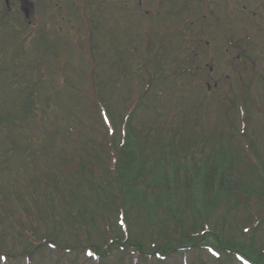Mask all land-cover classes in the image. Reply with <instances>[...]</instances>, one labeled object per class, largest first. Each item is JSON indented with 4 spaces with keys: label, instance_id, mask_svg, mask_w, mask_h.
<instances>
[{
    "label": "rangeland",
    "instance_id": "374dc122",
    "mask_svg": "<svg viewBox=\"0 0 264 264\" xmlns=\"http://www.w3.org/2000/svg\"><path fill=\"white\" fill-rule=\"evenodd\" d=\"M175 1L180 5L187 0ZM188 1L190 2V0ZM59 2H61L60 7L62 10L58 11L47 6L45 7L46 11L34 15L32 18L36 30L41 31L39 37H35L37 40L34 44L48 45L47 48L39 45L41 50H46V54L45 51L25 54L22 59L25 67L18 71L20 77L17 79L13 78V72L6 69L9 64H6V58L0 55V85L5 83L12 86V91H14L15 88L20 87L16 86L18 81L27 87L29 83L38 80L39 72H33L39 70L37 69L38 65L34 67L32 65L38 62L36 56H31L35 54L46 57L44 58L46 63L43 65L46 72L42 78L46 84L48 83L45 88L39 89L37 95L29 98L33 103L31 109L23 107L22 110H19L21 112L19 118H14L9 127L4 126L2 128L3 136L1 135V137L3 138L0 141V236L3 235L4 241L2 244L0 243V246L5 253L10 254L11 261L0 259V264H241L236 261L235 256L228 257L224 252H221L219 257L213 256L209 249L211 247L210 243L195 244L191 240V236L201 234L203 231L206 232L203 225L206 221H203V218L195 221V211H193L192 206L194 205L202 211V217L205 215L208 217L209 215L205 197L201 199L196 192L191 196L180 193L179 199L171 198L170 201L178 204L180 200L181 203V210L175 220L163 208L165 202L155 203L150 209L146 204L139 205L133 199L124 205L125 216L124 211L121 209V200L110 192L116 187L119 180L118 174L120 172L114 166V151L118 146L120 147L122 135L120 123L118 124V131H116V134H119L113 144L106 137L98 142L99 146L97 145L96 148L91 145L90 149L95 152V160L90 156L87 157L81 147L75 143L71 132H68L67 129L58 128L63 129L68 137L67 143L70 147L67 148L69 153L77 147L85 160L92 159L91 166L80 164L78 166L74 161L68 162L62 156L63 147L49 140L51 133L46 130L48 123L42 121L53 116L54 118L50 124L54 126L92 129L95 136H101V131L95 130L93 126L97 125L100 129L102 125L94 119L83 116L84 112L78 115L75 108L81 106L80 98L76 99V94L67 92L65 88H71L75 91L74 84L70 83V81H74L76 82V88L84 86L90 89L82 78L89 73V70L94 69L96 74L98 72L99 75L98 78L96 77L97 81L102 80L104 74L110 75L113 72L117 73V77L109 78L105 83L100 84L101 87L91 84L92 92L98 94L100 90H104L108 93H114L123 88L119 84L120 75L126 72L132 73L130 78L125 79L124 88L116 92L114 100L110 104L115 109H111V112L115 115L118 110H121L120 106L124 98L127 97L129 89L134 95L145 90V82L149 81V75L143 71L140 74V69H138L140 67L139 57L143 58L145 55L143 56L139 45L135 41L146 44L152 40V33L154 32L151 23L146 24L148 22L146 20H143L142 25L139 21H135L134 28L136 31L130 29V18H126L128 15L117 17L115 13L118 12L115 10L117 4L112 3L110 0V3L106 4L105 7L114 12L111 11L101 18L100 40L104 35L108 37L109 34L110 36L106 42L118 41L121 37L127 38L129 41H123L122 48L128 46L129 54L124 56L123 52L118 51V49H122L121 44H118L117 47L114 44L103 48L104 42H100L96 37L98 41H95L98 42V46L100 45L99 57L102 58H96L94 55L92 61L89 57L85 60L81 47L75 42V39H84V36L73 31L67 25H63L61 28L62 18L69 13V11L65 12V9H68L67 6L72 3V0H59ZM85 2L90 3L91 7L97 6V10L101 8L100 3L83 0V3ZM235 2H238V4ZM56 3L54 0L51 1V7H54ZM190 3V9L184 13L185 18L190 21L195 20L192 28L187 30L189 49H193V46L196 45L195 42H192L195 39H205L211 42L209 20L203 22L202 14H198L204 9L205 4L209 6V9L205 11L207 16L210 15L211 9V12H214L222 25H227V22L233 19L234 27L228 26L233 30V37L235 38L236 33V37H244L245 34L250 35V42L255 45V47H252L259 49L260 53H264V0H234L231 4H228L226 0H192ZM158 5L165 8L164 13L168 19L175 21L173 30H176V34L172 37L173 40L183 41L182 23L179 24V19L173 15L169 1L143 0L142 8L145 9L144 13L147 11L156 15L152 22L155 23L158 19L159 9L156 8ZM238 5L239 7L235 8ZM0 13L2 12L0 11ZM86 13L94 18V11L87 10ZM129 13H133L139 18L144 14L135 11ZM11 21L15 23L17 30L21 33L13 31V24L6 25ZM4 22L6 24H0V51L3 45H11L14 51L9 56L15 57L14 54L21 48L22 40L29 31L25 28L19 16L14 17V19L5 16ZM76 22L80 27H83L80 15L76 17ZM157 24L155 23L156 32L161 33L159 31L162 27ZM201 25H204V27ZM187 28L189 27L187 26ZM244 28L245 31H243ZM195 31L198 35L194 39ZM136 32L138 33L137 36ZM166 37L169 36L163 38ZM217 37H219L218 34ZM46 39H48V42ZM154 39L158 41L159 37L155 35ZM79 41L84 47L83 42ZM212 41H214L212 47H203L202 56L204 64L210 62L209 66H212L214 77L212 81L211 79L209 81L207 70L202 67L203 64L198 66L200 69L203 68L200 73L201 84L195 82V80H199L198 77H195L194 80H190L187 76L178 78L172 70L178 63L182 62V59L176 57V51L174 52L175 56L168 55L163 61L165 62L167 59L169 61L164 63L163 68L158 71L156 86L150 89L148 96L151 97L145 100L146 106L138 107L133 113L132 131L135 132L136 138H138L136 146L141 148L144 147V144L153 142V138L156 137V128L159 127V136L165 137L162 144L166 146L171 139L165 129L170 128L169 132L171 134L178 133L183 123H185V128L190 132H184L182 128L179 136L172 142L181 141L190 146L189 138H192V130L196 131L200 140H204L208 132H211V143L208 146L216 151V149H219L220 143L213 141V138L216 139L218 133L222 130L224 137H219V140L229 139L228 135L232 125L237 130V136H235V133L230 140L234 144H242L241 149H237L238 158L240 159L238 166L244 172L245 188L250 189L251 197L247 201L248 203L242 202L240 206H238L237 201L228 203L227 199L222 200L220 205H213L209 223L206 222V224L208 229L221 238L224 244L238 242L242 247L245 246V249L249 248L246 246L245 237H250L252 234L250 247L257 252H261L264 251V182L257 172H254L248 160L250 152L247 147L251 145L247 136L254 144L256 155L264 163V113L251 106L246 108L251 113L246 112L245 122L247 126L244 129L240 112L237 113V117L232 113H226L225 115V110L221 113L219 97L222 98L224 95L222 90L219 89L212 96L207 94L208 88L211 89L210 85L217 80V76L228 73L226 69L227 59L223 55L228 41L222 38V46L218 45L216 40ZM49 42L52 43L49 45ZM31 43L32 39H28L24 47L31 49ZM180 48L181 46L177 48V52L180 51ZM142 49L145 50V47H142ZM182 51L185 52V49H182ZM135 53L140 54V56H134L135 58H132L130 63V55ZM211 54L213 55V65L211 64ZM86 55L88 56V52ZM232 55L234 57L238 56L236 51H233ZM53 57H56L63 64L66 63L70 68L67 66H61L63 69L61 67L52 68L57 65ZM124 58H126L125 65ZM93 59L96 61V67L93 65ZM101 59L104 65H101ZM112 59L114 60L115 70L108 67L109 61ZM67 68L69 72L60 74V71H68ZM247 68L250 71V67L247 66ZM49 69V73H52L55 77L52 84L48 80L47 71ZM164 69L171 75L167 80H165L164 75L169 74L167 72V74L163 73ZM179 69L182 70L181 67ZM259 73L264 76L261 66L259 67ZM229 75L228 80L232 84L233 93L237 94L238 97H242L241 90L236 86L234 73L231 72ZM115 79H117L116 88L113 86ZM59 80H64L67 84L59 87L57 85ZM220 82L221 85L225 83H223V79ZM250 94L257 101L259 108L264 110L261 100L264 87L257 82H253L250 85ZM23 98L25 99L26 96H23ZM71 99L78 100V105L74 106L73 102L69 104ZM42 101L43 104L48 101V106L52 102L53 104L50 109L47 107L42 110L40 109L44 107ZM10 102L11 99L0 97V116L5 115L6 111L9 110L6 105ZM3 103L5 104L3 105ZM25 105L29 106L30 102ZM33 110L36 112H32ZM56 113L59 118L55 115ZM121 113L123 114V112ZM37 114L40 115L39 118H36ZM178 116L186 120L184 122L180 120L173 122L172 119L175 117L179 119ZM80 121L85 126L82 127ZM243 131H246L247 136ZM159 136L157 140H159ZM14 144L19 147L15 151ZM82 146L86 147V145ZM144 155L147 156L148 153H144ZM158 155H161V153H158ZM70 166H76L83 173H90L87 172V168L91 167L95 175L102 177L109 184L106 183V188L103 185L96 194L85 195L83 194V188L79 189L78 187L82 179L77 178ZM119 166L124 168L122 162ZM63 172H66L65 179H62ZM38 175H43L47 180L39 181L37 179ZM52 176L55 177L52 178ZM88 179L93 178L87 175ZM74 180H76L75 185ZM139 191L136 192V195L141 198L143 195ZM210 195L211 192L209 191L208 197H211ZM188 199H191L192 203H189L187 208ZM68 207L69 209L73 208L71 214L74 216L69 214ZM121 214H123L124 219ZM50 216L54 218L53 221ZM179 217L182 220V226L177 229ZM123 220L127 228L122 225ZM49 224L59 235V240L53 246H56V249H52L50 243L44 244ZM107 231L111 234V239L114 240V243H111L108 247L107 243L110 241V237L107 236ZM170 232L181 238L171 240L169 236L173 235ZM30 236L35 237L36 240L30 242ZM188 238L190 244L181 245L183 241L187 242L186 239ZM123 241L130 242L134 248L118 245L119 242L123 243ZM38 244L43 245L35 247ZM135 246L139 248L136 249ZM94 247H98V253L101 254V256L98 255V258L94 257L90 251H97ZM2 249L0 248V253L4 255Z\"/></svg>",
    "mask_w": 264,
    "mask_h": 264
},
{
    "label": "trees",
    "instance_id": "16d2710c",
    "mask_svg": "<svg viewBox=\"0 0 264 264\" xmlns=\"http://www.w3.org/2000/svg\"><path fill=\"white\" fill-rule=\"evenodd\" d=\"M217 19L218 18L215 19V25V21L212 23V34H216L217 32L221 38L227 39L229 43L232 42V45L234 44V50L236 51V53L240 56L243 55L242 60L239 62L240 64H243V59H251L252 61L250 67L254 73L256 69L255 62L258 61V55L249 50V47L247 46L249 44H246L244 39L233 38V30L231 27L218 25L219 20ZM92 34H94V31L92 32L89 30L90 37H92ZM248 40L250 41L249 36L247 42ZM93 46L96 47V45L92 44V47L89 50L92 51ZM149 56L150 69L147 64L144 65L143 58H139L140 64L144 65V68L147 70L150 78L149 81L145 82V90L143 92L139 93L138 95H133L132 93L130 99L126 100L124 103V116L120 118V129L122 134L121 143L120 147L118 146V148L114 151V166L120 173L118 174L119 180L117 181L118 183L116 184V187L110 192H112L113 196L121 200V209L124 211L125 216L126 211L124 209V205L126 203L128 204L133 199L139 205L146 204V206H148L150 209L155 205V203L165 202L163 204V208L166 209L171 218L175 220L178 217V212L181 210V207L174 201L170 200L171 198L178 197L177 194L173 193V191L175 190L174 186L176 184L177 176L180 177L182 183H186L188 177L191 178V182L194 184V186H199L200 192H203L204 188L205 192L206 188L211 183V187H214V201L218 200L220 196L237 197L238 195L242 201L247 202L250 198V192L245 188L243 175L238 173V170L235 166L228 165V161L232 162V156L230 154H226L225 158L216 157L214 160H211V167L208 168L195 169L189 167L188 169H182L181 163L183 158L175 157L174 155H172L174 154V152L170 149L166 151L164 149L162 151L161 157H158V149L153 148L151 151H149L150 155L148 157H145L144 155H142L143 151L141 149H139L138 151L135 148L136 134L132 131L131 127L133 113L139 106H146L145 100L151 97L148 96L149 91L150 88L154 87V81L156 82L155 75L162 68V63L159 62V56L157 57L156 55L154 58H152L151 51H149ZM89 79L91 80V82L92 80H94L93 72L91 73ZM45 84L46 83L44 79L40 78L39 81L34 83L35 92L38 91V86H45ZM91 97H93L96 101H93ZM107 97L108 96H105V98ZM79 98L81 106H77L78 104L75 105L77 106L75 108L76 113L78 112V115H80L81 112H84L85 114L83 116L88 117V119H94L98 124H101L102 127L107 130H104L105 133H103L102 136H108L109 140L112 141L111 144H113L115 141V137H117L119 133L116 134V131H118L117 117L110 111V105L108 104V102L100 97L99 94L93 92H91V94L87 93L84 97L76 94V99ZM85 100L88 105H82V102H84ZM76 101L79 102L78 100ZM32 106L33 103L30 104L31 108ZM18 107L19 106H15L13 110H7L6 114L3 115L5 117L0 116V141L3 138L1 137V135L3 136L2 128L4 127V125L10 126L12 124V119L19 118L21 112H19L20 109ZM40 109H45V105ZM32 112L36 111L33 110ZM55 115L57 116V118H59L57 113ZM39 117L40 115L37 114L36 118ZM42 122L48 123L46 126V130L50 131L51 133V137H49V140L63 147L62 156L65 160H68V162L74 161L78 166L79 164L89 165V162H91V160L89 158L88 160H85L84 157L79 153L77 147H75L72 152L69 153L67 148L70 147L67 143L68 137L65 135L63 130H66L65 127H59L50 124L51 119L49 117L47 120H44ZM93 128L100 130L97 125H94ZM67 131L69 132V130ZM79 134L80 138H75V143H77L81 147V149L86 153L87 157H91L92 151L90 150V152H88V148L90 147L89 143L94 142L93 131L80 129ZM229 143L230 142H226V144L224 145V141H222V148L228 149ZM82 145H86V147ZM160 145L161 144H156V147H154L158 148L160 147ZM13 147L14 150L19 148L17 144H14ZM233 150L236 149L233 148ZM121 162L123 163L125 169L119 166ZM73 169L75 170L78 177H81L82 179V182L78 184V187L79 189L83 188V194L85 195H89L90 193L92 195L94 193L96 194L100 191L103 185V187L106 188V183L109 184L108 181L106 182L102 177L98 176L97 174L95 175L91 167L87 168V172H90L91 174L81 172L76 166H73ZM187 172H189V174H187ZM87 175L92 176L93 179L87 180ZM64 176L65 175L63 174L62 177ZM53 177L55 176H52V178ZM260 177L264 182L263 168L260 169ZM38 179L39 181L47 180V178H45L43 175L38 176ZM87 185L90 186L88 187ZM138 190H140L139 192L141 193V195H143L141 198L137 197L136 195V192ZM212 209L213 207L211 206V210ZM72 211L73 208L69 209L68 207V212L71 216L73 215L71 214ZM121 216L124 219L123 214H121ZM50 219L53 221L54 218L50 216ZM170 233L173 235L169 236L171 240H179L178 238L180 237L174 235L172 232ZM170 239L169 241H171ZM35 240V237H29L30 242H34ZM189 240V238L186 239L187 242H184L182 240L183 242L181 245L186 246L187 244H190ZM55 241H57L56 231L54 230V228H52V225L49 224V228L47 229L46 241L44 244L50 243L51 245H54ZM192 241H194L195 244H200L201 242H206V244H208L211 241V250L213 253H215V256L218 257L220 256L221 250L226 249L228 255L231 253V251L235 252V255H239L238 257L241 256V258H243L250 264H264V252H257L251 247H249L248 249H243L242 247H238V244L224 245L221 240L218 237H215L214 233L212 232L211 234L206 235V238L192 239ZM111 243H114V240ZM39 245L43 244H38L36 246ZM118 245L126 246L128 244L119 242ZM108 246H110V243H108ZM135 247L136 249L139 248L138 246Z\"/></svg>",
    "mask_w": 264,
    "mask_h": 264
},
{
    "label": "flooded vegetation",
    "instance_id": "af4514ba",
    "mask_svg": "<svg viewBox=\"0 0 264 264\" xmlns=\"http://www.w3.org/2000/svg\"><path fill=\"white\" fill-rule=\"evenodd\" d=\"M5 2L9 11L19 7L22 12L27 10V13H30L33 9V4L29 0H6Z\"/></svg>",
    "mask_w": 264,
    "mask_h": 264
},
{
    "label": "bare ground",
    "instance_id": "6f19581e",
    "mask_svg": "<svg viewBox=\"0 0 264 264\" xmlns=\"http://www.w3.org/2000/svg\"><path fill=\"white\" fill-rule=\"evenodd\" d=\"M196 213L201 214L202 212L200 210H196Z\"/></svg>",
    "mask_w": 264,
    "mask_h": 264
}]
</instances>
